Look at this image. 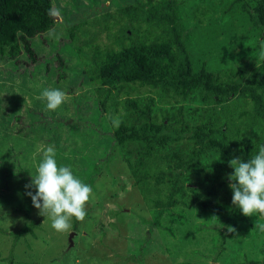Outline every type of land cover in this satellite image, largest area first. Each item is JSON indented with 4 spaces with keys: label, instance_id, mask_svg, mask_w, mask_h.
Masks as SVG:
<instances>
[{
    "label": "rangeland",
    "instance_id": "rangeland-1",
    "mask_svg": "<svg viewBox=\"0 0 264 264\" xmlns=\"http://www.w3.org/2000/svg\"><path fill=\"white\" fill-rule=\"evenodd\" d=\"M140 1L144 0H52L55 26L34 38L32 43L41 57L39 63L31 64L24 53L18 61L0 60V264H8L7 258L11 255L12 264H243L263 261L264 216L258 213L245 216L244 223L231 227L235 229L233 232L221 226V231L205 232L200 226L206 222V216L192 204L191 209L186 210L187 224L178 225L164 215L162 229L150 226L149 207L133 187L123 160L127 156L125 150L114 147L106 125L109 119L118 122L125 114V94L119 92L110 96L102 116L103 123L98 124L101 115L96 102L99 96L93 86L81 83L82 67L74 56L75 51H60L61 45L70 41L67 30L73 26L76 42L93 40L102 49H118L120 29L127 25L120 11ZM196 2L187 0L185 9L190 10ZM215 5L217 22L207 20L205 25L212 31L207 41L209 50L200 44H190L194 62H206L209 69H225L250 67L256 59L264 61V37L258 39L259 48H251L255 40L242 39V27L233 19H240V16L228 10V0H216ZM240 20L246 23L245 19ZM106 21L112 27L109 31L98 27V23ZM124 42L127 43L126 39ZM55 49L62 53L67 66L63 80H58ZM91 53L85 56L89 59ZM46 88L64 91L68 102L58 111H47L46 102L35 99ZM130 93L133 98L149 96L154 99L156 123L163 111L183 106L185 118L192 125L191 119L196 121L201 110L197 100L177 101L158 90L149 92L138 87ZM184 142L187 143L186 140L181 143ZM49 145L55 146L58 166L71 167L75 176L91 185L94 199L86 206L85 220L77 221L76 231L73 230L74 218L71 230L63 234L51 227V219L45 218L46 222L44 220L40 228L35 229V238L25 235L15 243L12 232L41 216L26 195L29 189L25 186L31 183V175L36 174L43 150ZM208 158L204 160L206 171L192 172L194 183L206 172L215 170V163L209 164ZM192 187L195 192L191 195L196 198L201 191H197V186ZM30 190L36 191L35 188ZM226 197L225 200L229 198ZM221 234H225L224 251L218 256L214 247L215 243L221 246Z\"/></svg>",
    "mask_w": 264,
    "mask_h": 264
},
{
    "label": "trees",
    "instance_id": "trees-1",
    "mask_svg": "<svg viewBox=\"0 0 264 264\" xmlns=\"http://www.w3.org/2000/svg\"><path fill=\"white\" fill-rule=\"evenodd\" d=\"M215 2L197 0L187 11V0L140 1L120 11L127 25L120 29L118 49H102L93 40L76 42L74 26L67 30L70 41L60 47L61 52L75 51L82 67L81 83L93 86L99 96L98 124L103 123L110 96L125 94V114L116 124L109 119L106 125L114 147L125 150V166L133 187L149 207L153 228L162 229L164 215L178 225L187 224L186 210L192 204L206 216L201 231L235 228L246 221L232 203V181L227 176L233 173L229 166L232 158L247 162L264 146V61L256 59L250 67L225 69H209L206 62H194L190 44L209 50L212 31L205 25L207 20L217 22ZM228 10L245 19L243 24L238 17L233 18L242 27V39L252 38L255 43L251 48H259L258 39L264 37V0H228ZM54 11L52 0H0V60L18 61L24 53L31 64H38L41 57L32 43L55 26ZM98 27L103 31L112 28L109 21L98 23ZM90 52L88 59L85 55ZM55 57L58 80H63L67 69L64 57L56 49ZM138 87L158 90L177 101L197 100L201 108L197 120L192 118L190 125L184 107L179 106L163 111L156 123L154 99L130 96ZM183 140L187 143H181ZM206 158L209 164L215 163V170L194 183L192 172L206 171ZM192 186L201 191L196 198L191 195L195 192ZM44 220L43 216L29 220L12 232L13 241L17 243L25 235L35 238V229ZM74 223L76 231L77 221ZM169 233L173 234L170 229ZM221 235V246L215 243L216 255L224 251L225 234ZM12 259L13 255L7 258L8 264ZM243 264H264V259Z\"/></svg>",
    "mask_w": 264,
    "mask_h": 264
},
{
    "label": "clouds",
    "instance_id": "clouds-1",
    "mask_svg": "<svg viewBox=\"0 0 264 264\" xmlns=\"http://www.w3.org/2000/svg\"><path fill=\"white\" fill-rule=\"evenodd\" d=\"M35 99L46 102L47 111H58L69 97L58 88H46ZM229 166L234 169V174L227 176L232 181L229 187L233 192V205L238 206L246 217L256 213L264 216V146L247 162L232 158ZM25 187L29 189L26 195L31 198L38 214L51 219V227L61 234L71 230L73 218L81 222L85 220L86 206L94 199L91 185L75 176L71 167L58 166L54 145L43 150L36 174L31 175V183ZM32 188L36 191H31ZM228 231L235 229L229 227Z\"/></svg>",
    "mask_w": 264,
    "mask_h": 264
},
{
    "label": "water",
    "instance_id": "water-1",
    "mask_svg": "<svg viewBox=\"0 0 264 264\" xmlns=\"http://www.w3.org/2000/svg\"><path fill=\"white\" fill-rule=\"evenodd\" d=\"M71 240V235H70V237H69V241Z\"/></svg>",
    "mask_w": 264,
    "mask_h": 264
}]
</instances>
